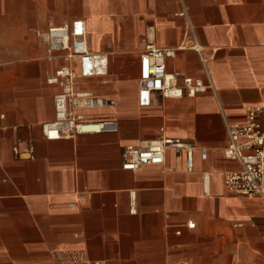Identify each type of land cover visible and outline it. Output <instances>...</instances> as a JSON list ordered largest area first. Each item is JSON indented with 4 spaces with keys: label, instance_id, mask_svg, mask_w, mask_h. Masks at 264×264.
I'll return each mask as SVG.
<instances>
[{
    "label": "crops",
    "instance_id": "1",
    "mask_svg": "<svg viewBox=\"0 0 264 264\" xmlns=\"http://www.w3.org/2000/svg\"><path fill=\"white\" fill-rule=\"evenodd\" d=\"M183 5L214 90L157 92L142 107L139 63L150 42L175 50L169 73L208 81L185 45ZM76 18L89 47L110 55L109 75L80 87L116 101L86 113L116 118L120 130L48 140L42 125L54 120L60 90L48 76L61 60L38 33ZM263 91L264 0H0V264H55L56 251L74 250L87 264H264V201L225 184L241 168L225 155V122H245ZM162 136L195 147L192 170L172 148L164 164L123 168L126 145Z\"/></svg>",
    "mask_w": 264,
    "mask_h": 264
},
{
    "label": "built area",
    "instance_id": "2",
    "mask_svg": "<svg viewBox=\"0 0 264 264\" xmlns=\"http://www.w3.org/2000/svg\"><path fill=\"white\" fill-rule=\"evenodd\" d=\"M187 20L186 46L196 50L205 66L208 81L202 78L180 76L167 70V58L173 56L174 49L161 48L150 42L140 56L138 100L142 107L153 102V95L160 92L166 98H180L184 94L214 90L209 59L203 56L188 9L183 5L180 13ZM47 44L52 58H59L60 65L48 76V82L59 86L54 98L55 118L44 123L42 130L48 140L74 138L86 133H116L119 121L113 117L92 116L86 111L113 107L116 101L100 96L92 90L80 87V79L105 78L110 72V55L93 51L88 44L87 23L82 18L66 21L58 26H50L38 33ZM181 77V83L179 82ZM228 145L227 158L237 160L241 168L230 171L225 176L227 189L240 196L258 198L264 201V91L261 104L250 107L243 123L225 122ZM184 151L189 170L194 165L195 147L180 138L162 136L140 145H126L123 149V168L133 172L146 165H160L166 161L169 149ZM202 158L207 150H202ZM131 211L136 212V192H130ZM189 228L195 224L189 221ZM180 233V232H178ZM55 264H87L86 255L81 250L56 251ZM90 264H106L93 261ZM180 264H188L182 262Z\"/></svg>",
    "mask_w": 264,
    "mask_h": 264
}]
</instances>
